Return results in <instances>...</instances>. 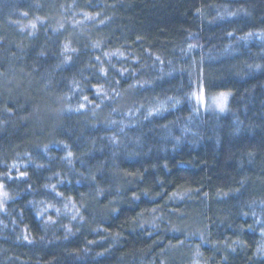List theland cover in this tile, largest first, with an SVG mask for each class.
Listing matches in <instances>:
<instances>
[{
	"label": "trees",
	"instance_id": "16d2710c",
	"mask_svg": "<svg viewBox=\"0 0 264 264\" xmlns=\"http://www.w3.org/2000/svg\"><path fill=\"white\" fill-rule=\"evenodd\" d=\"M0 183V264H264V0H0Z\"/></svg>",
	"mask_w": 264,
	"mask_h": 264
},
{
	"label": "rangeland",
	"instance_id": "374dc122",
	"mask_svg": "<svg viewBox=\"0 0 264 264\" xmlns=\"http://www.w3.org/2000/svg\"><path fill=\"white\" fill-rule=\"evenodd\" d=\"M195 93V96H193V94ZM203 96V101H199L197 99V97ZM220 97V95H213V97H208L205 96L204 91L202 88H200V86H196L194 91L191 93V99L193 100L194 103V107L196 106V108L198 107L200 110H208L211 112H218V113H222L224 112L225 108H226V103L228 100V95L225 101V108L223 111L220 110L219 107H217V105L214 103V99H218ZM197 109V110H199ZM8 200V196L7 193L4 191L3 186L0 183V211L1 209H3V206L6 204Z\"/></svg>",
	"mask_w": 264,
	"mask_h": 264
},
{
	"label": "snow or ice",
	"instance_id": "6c2138e0",
	"mask_svg": "<svg viewBox=\"0 0 264 264\" xmlns=\"http://www.w3.org/2000/svg\"><path fill=\"white\" fill-rule=\"evenodd\" d=\"M101 71H103V70H101ZM193 96H195V93L193 94ZM226 98H227V94L221 93L220 97L218 99H214V103L217 105V107L220 108L221 111H223L225 108ZM85 99H87V98H85ZM197 99L202 102L204 98L201 95L200 97H197ZM83 107H84V105H81V108H83ZM23 175H24V173H21V176H23ZM57 195H59V193Z\"/></svg>",
	"mask_w": 264,
	"mask_h": 264
}]
</instances>
